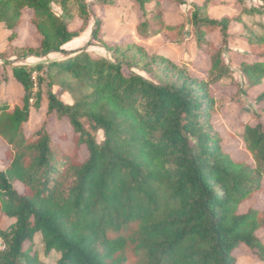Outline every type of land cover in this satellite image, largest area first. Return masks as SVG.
<instances>
[{
	"label": "trees",
	"instance_id": "obj_1",
	"mask_svg": "<svg viewBox=\"0 0 264 264\" xmlns=\"http://www.w3.org/2000/svg\"><path fill=\"white\" fill-rule=\"evenodd\" d=\"M68 1L59 3L64 13ZM76 1L82 26L71 31L55 14L54 0H0V25L12 32L10 41L18 37L23 14L32 13L39 44L19 49V60L66 55L46 69L43 64L11 68L0 53L8 68L6 81L20 89L23 104L12 107V96L0 104V137L9 146L10 160L0 172V218L14 221L6 229L0 226L6 246L0 264H44L34 247L36 236L46 254L60 255L57 264H238L236 253L243 247L264 261L258 236L264 210L239 213L244 203L264 194V124L244 127L249 164L223 151L222 137L211 123L216 101L210 88L231 73L224 58L230 19L210 18L208 3L195 6L196 42L211 60L207 79L198 80L186 66L150 57L138 44L100 41V21L93 39L112 59L88 49L67 54L64 47L87 31L93 17L87 0ZM135 1L143 18L138 35L183 33V25L165 23L163 3L184 1ZM152 3L154 8L147 9ZM215 30L223 38L220 47L207 39ZM255 47L263 49L264 38ZM259 57L261 62L241 65L251 86L264 82V52ZM54 72L75 81L83 92L73 105L64 103L53 81L42 75ZM70 86L67 92L74 97ZM44 96L46 118L28 135L24 126L32 107L41 109ZM256 104L264 116V92ZM52 117L70 123L73 153L55 141ZM82 148L87 157L81 160Z\"/></svg>",
	"mask_w": 264,
	"mask_h": 264
},
{
	"label": "rangeland",
	"instance_id": "obj_2",
	"mask_svg": "<svg viewBox=\"0 0 264 264\" xmlns=\"http://www.w3.org/2000/svg\"><path fill=\"white\" fill-rule=\"evenodd\" d=\"M53 10L55 14L62 17L70 25L71 31H76L82 26V20L78 17L79 7L76 0L68 1V13H64L59 3L62 0H54ZM87 0L91 5L93 17H91L89 27L78 39L67 44L65 50L67 54L88 49L101 57L112 59L111 55L101 47L99 41L93 39V32L97 21L101 22L100 41L107 44H138L146 50L151 57L157 55L171 63L179 66H186L187 73L198 80L207 79V69L210 65V55L206 48H201L196 42L197 30L193 25L192 14L195 6H204L208 3L207 15L221 21L224 18L230 19L229 44L224 51L225 61L231 71L230 75L221 83L210 88V94L216 101L215 113L211 123L214 129L221 135L223 151L230 155L234 161L253 164L250 155L246 151L242 135L246 125L255 126L261 122L264 124V116L261 115L260 108L256 104V98L264 92V82L261 86H251L247 77L241 70V65L246 63L253 65L261 62L259 57L264 52V48L255 47L260 39L264 38V0H182L184 4L177 5L170 1L163 3L164 21L168 25H183L181 35L172 34L169 36L157 35L152 38L141 37L137 33V26L143 21L139 4L135 0ZM155 4L147 5V9H153ZM260 11V13L258 12ZM32 13L25 12L23 21L18 27L17 39L10 41L12 32L5 26L0 25V53L5 59L11 62V68L17 65H37L43 64L46 67L53 61L66 59V55L53 54L47 58L19 60L17 52L21 48L36 47L39 39L35 35V30L31 24ZM209 41L216 47L222 46V35L218 30L208 34ZM8 68L0 60V104L6 102L7 96L10 98L12 107H22L21 91L10 86L6 81ZM149 80H154V74L136 70ZM47 81H53V91L66 104L73 105L75 100L80 98L83 92L77 83L64 75L54 72L53 74H42ZM37 78V74L34 76ZM76 90L73 95L67 92L68 86ZM73 86V87H72ZM47 89L46 84L43 90ZM36 100L32 101V105ZM48 101L43 97L41 109L32 107L30 123L24 126L28 135L35 132L46 118ZM50 131L54 134V139L66 152L73 153L75 145L73 143V129L68 120H57L51 118ZM85 127L90 130L87 120H84ZM99 142L104 140L103 134L97 135ZM9 146L0 137V172L4 171L10 164L8 159ZM87 152L85 148L80 151V159H85ZM264 187V179H263ZM21 189V188H19ZM250 208L264 210V194H256L250 201L244 203L239 210L240 214L246 213ZM14 223L6 217L0 218V226L8 228ZM261 242L264 244V229L258 232ZM41 261L44 264H57L60 255L56 252L45 253V247L41 236H36L34 245ZM238 264H264L256 255L243 247L236 253Z\"/></svg>",
	"mask_w": 264,
	"mask_h": 264
},
{
	"label": "built area",
	"instance_id": "obj_3",
	"mask_svg": "<svg viewBox=\"0 0 264 264\" xmlns=\"http://www.w3.org/2000/svg\"><path fill=\"white\" fill-rule=\"evenodd\" d=\"M6 246L5 243L2 239H0V253L5 250Z\"/></svg>",
	"mask_w": 264,
	"mask_h": 264
},
{
	"label": "crops",
	"instance_id": "obj_4",
	"mask_svg": "<svg viewBox=\"0 0 264 264\" xmlns=\"http://www.w3.org/2000/svg\"><path fill=\"white\" fill-rule=\"evenodd\" d=\"M64 48H66V47H64Z\"/></svg>",
	"mask_w": 264,
	"mask_h": 264
}]
</instances>
